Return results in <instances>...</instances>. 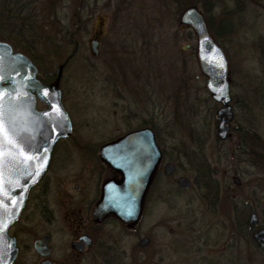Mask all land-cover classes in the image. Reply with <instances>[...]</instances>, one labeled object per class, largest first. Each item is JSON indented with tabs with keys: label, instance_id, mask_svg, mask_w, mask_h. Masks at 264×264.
<instances>
[{
	"label": "rangeland",
	"instance_id": "374dc122",
	"mask_svg": "<svg viewBox=\"0 0 264 264\" xmlns=\"http://www.w3.org/2000/svg\"><path fill=\"white\" fill-rule=\"evenodd\" d=\"M9 1L33 17L29 24L40 42L34 48L29 35L8 38L13 50L26 53L31 46L41 58L40 76L67 60L59 87L76 141L92 140L87 145L97 148L145 121L154 126L165 158L176 164L171 175L158 173L135 228L113 225L107 237L98 236L93 246L105 247L100 253L71 252L77 232L57 199L51 212L28 208L14 228L19 251L13 264H39L32 241L46 233L53 264H264L247 222L254 211V227H264V0ZM189 6L203 15L227 59L233 116L223 141L216 137L219 105L198 66L196 34L179 27ZM100 16L111 30L92 57L88 40ZM195 152L216 170L214 202L194 182L188 159ZM78 153L80 166L90 163L85 150ZM96 173L108 171L99 167ZM179 175L192 180L188 189L175 186ZM143 238L148 243L140 246Z\"/></svg>",
	"mask_w": 264,
	"mask_h": 264
},
{
	"label": "water",
	"instance_id": "95a60500",
	"mask_svg": "<svg viewBox=\"0 0 264 264\" xmlns=\"http://www.w3.org/2000/svg\"><path fill=\"white\" fill-rule=\"evenodd\" d=\"M103 17L100 16L101 27ZM180 28L189 26L196 34V54L198 66L206 76L205 88L219 107L216 109V137L225 140L229 135L230 121L233 116L230 86L228 81V64L221 47L216 44L208 32L205 19L197 7L184 9L179 18ZM102 30L96 31L88 40V50L92 57L99 54V36ZM184 47H182L183 49ZM67 60L60 63L55 70L51 82L43 83L37 78V68L25 54L14 52L11 45L0 40V92L4 97L0 100L5 113L13 112V119L22 136L9 135L18 140L17 146L8 145L0 138V264H13L18 248L16 240L7 232L8 227L18 218L25 204L28 189L37 182L47 167L53 145L59 138L71 134V123L61 102L59 82ZM223 64L221 68L219 65ZM47 92L48 95H44ZM44 104L43 109H36V100ZM5 128H9L7 116L4 118ZM21 148L25 150L21 154ZM41 151L39 155L35 149ZM43 149H47L46 153ZM100 159L121 175L119 181L108 180L102 185V196L91 209L90 216L94 221L112 214L124 226L135 225L140 216L141 201L145 190L154 174L160 158V150L155 143L150 128H143L102 145L99 149ZM33 159L28 160L26 157ZM40 156L44 159L41 161ZM172 163L164 165L163 173L173 172ZM39 171V175L35 172ZM216 174V170H213ZM234 183L237 180L233 177ZM176 186L189 188L191 180L186 176L176 179ZM258 221L256 212L248 216L249 227ZM255 244L264 250V227L251 232ZM43 247L34 244V250L43 259L39 264H52L46 259L51 247L47 245L48 236H43ZM41 242V240H40ZM148 243L147 238L139 241L140 246ZM78 242L71 243L75 248Z\"/></svg>",
	"mask_w": 264,
	"mask_h": 264
},
{
	"label": "flooded vegetation",
	"instance_id": "af4514ba",
	"mask_svg": "<svg viewBox=\"0 0 264 264\" xmlns=\"http://www.w3.org/2000/svg\"><path fill=\"white\" fill-rule=\"evenodd\" d=\"M205 22L207 25L206 20ZM185 27L187 26H184V28ZM100 29L102 30V34L99 36V49L101 44V38L106 35L107 31L109 32L110 28L108 27V30H105V27L103 26L102 23L100 28L96 27L93 29V33H95ZM39 101L40 100L38 99L36 100V105L37 102ZM43 108L44 105L42 108H37V109L40 110ZM69 120L71 123V134L68 137L59 138L55 142L51 151V155L47 167L45 168V170L43 171L37 182L28 189L25 199V204L21 209V212L17 220L8 228V234L15 238L17 247H18L17 231L16 229L14 230V228L20 222V219L22 218V214L26 210H28V208L31 207L38 209L47 208L49 212H51L50 205L56 199H57V203L59 204L58 208L60 209L61 207L65 208L66 211L70 214L69 216L73 219L74 227L77 234L75 235V238L70 241L69 248L74 255L77 256L83 255L89 252L91 249L94 251H98L100 253L103 249H105V247L100 248L96 246L94 248L93 244L95 240L98 238V236H100V234L102 237L104 235H105L104 237H107L109 234H111L115 227L113 225L119 226L125 231L135 228L139 219L135 225L131 227H126L117 217H115L112 214L103 217L100 221L97 222L94 221L90 216L92 207L101 199L103 183L108 180L119 181L121 179V175L117 171L113 170L107 163L103 162L99 157V153H98L99 149L102 145L106 143L112 142L129 132L143 128H150L154 134L155 143L158 146L161 154L159 161L155 167L154 174L150 180V183L143 194L139 218L141 217L145 199L150 193L155 178L158 176V173L161 172L163 175H165L163 173L164 165L167 163H172L174 166L172 173H174L176 170V164L173 163L171 160L165 158L163 149L161 148L158 142V137L155 133L154 126L151 123H145V121H143L134 128H127L126 130L121 131V133H118L116 135L114 134L112 137L107 138V140L100 143L101 145L99 147L90 148V146H88L87 144L95 141L92 140L87 141V139L85 138L81 139L80 141H76L72 136L73 125L70 117ZM123 126H125V124H123ZM81 150L86 151L87 154L86 158H88L90 161V163L87 162L85 158L86 162H84L82 166L79 165L80 157L79 158L76 157V155L79 154L78 151ZM75 160H78V162H76ZM76 165H78V167H75ZM97 167L98 168L102 167L103 169H106L108 171V174L106 176H103L101 174L100 176H97L96 173V170L98 169ZM64 168H68V170L69 169L71 170H69L67 174L66 172L68 170H64ZM179 176H185V175H179ZM45 235L48 236L47 245L51 247L49 254L46 257V259L49 260L48 257L52 252V246L50 245V234L46 233L34 238L32 241V248L34 244L37 245L38 247H43L44 241L42 240V238ZM73 242H78V245L75 248L71 247V243ZM18 251H19V247H18ZM36 254L39 256L37 252ZM39 259L41 261L42 258L39 256ZM50 262L52 263V261Z\"/></svg>",
	"mask_w": 264,
	"mask_h": 264
},
{
	"label": "trees",
	"instance_id": "16d2710c",
	"mask_svg": "<svg viewBox=\"0 0 264 264\" xmlns=\"http://www.w3.org/2000/svg\"><path fill=\"white\" fill-rule=\"evenodd\" d=\"M19 5L20 3L17 4V1L15 6L14 1L0 0V38H2L0 40L7 41L8 38H14L21 41L24 36L29 35V39H26L28 44L36 48V46L40 45V42L38 39L35 40V30L29 24L33 17L27 16L23 9V5H20V7ZM33 21L34 19L31 20V23ZM31 46L28 47L25 54L38 67L41 58H39V55L36 57L34 56V49ZM54 75L55 72L39 75L38 77L41 81L48 82L54 78ZM188 161L195 170L194 182L202 191V196L206 200L214 202L219 190L213 176V169L210 168L209 163H207L202 153L197 154L195 152L191 154V158H189ZM251 230L252 229L248 228V231L251 232Z\"/></svg>",
	"mask_w": 264,
	"mask_h": 264
},
{
	"label": "snow or ice",
	"instance_id": "6c2138e0",
	"mask_svg": "<svg viewBox=\"0 0 264 264\" xmlns=\"http://www.w3.org/2000/svg\"><path fill=\"white\" fill-rule=\"evenodd\" d=\"M219 66L222 68L223 64L221 63ZM3 79H4L3 76H0V82H2ZM44 95H48V93L45 92ZM3 97H4V93L0 92V100H2ZM13 115H14L13 112L5 113L2 110V105H0V138H2L3 140H6L8 145H12L15 147L18 144V140L13 139L9 135V132H11L13 134V136H17V137L22 136V133L18 130L16 122L13 119ZM5 116H7V119H8V124H9L8 129L5 128V123H4ZM35 151L37 152V155H39L41 150L39 148H37V149H35ZM43 151L46 153L47 149H43ZM24 152H25V150L23 148H21V154L22 155L24 154ZM26 158L28 160L33 159L31 156H27ZM39 159L42 161L44 159V157L40 156ZM35 175H39V171H36ZM0 205H3V200H0ZM2 232H3V227L0 226V233H2Z\"/></svg>",
	"mask_w": 264,
	"mask_h": 264
}]
</instances>
